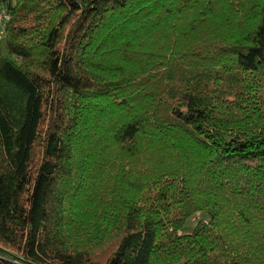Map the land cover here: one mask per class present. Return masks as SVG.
<instances>
[{"label":"trees","instance_id":"16d2710c","mask_svg":"<svg viewBox=\"0 0 264 264\" xmlns=\"http://www.w3.org/2000/svg\"><path fill=\"white\" fill-rule=\"evenodd\" d=\"M4 4L0 264H264V0Z\"/></svg>","mask_w":264,"mask_h":264},{"label":"built area","instance_id":"2783aa9c","mask_svg":"<svg viewBox=\"0 0 264 264\" xmlns=\"http://www.w3.org/2000/svg\"><path fill=\"white\" fill-rule=\"evenodd\" d=\"M11 19V14L7 10L4 0H0V41L6 36V27Z\"/></svg>","mask_w":264,"mask_h":264},{"label":"rangeland","instance_id":"374dc122","mask_svg":"<svg viewBox=\"0 0 264 264\" xmlns=\"http://www.w3.org/2000/svg\"><path fill=\"white\" fill-rule=\"evenodd\" d=\"M199 216H200V214L197 213L195 216L190 217V218L187 220V222H186V227H192V226L195 224V222H196V220H197V218H198Z\"/></svg>","mask_w":264,"mask_h":264}]
</instances>
